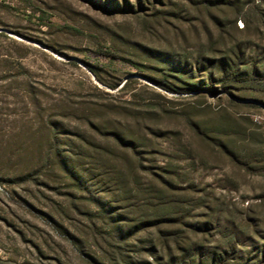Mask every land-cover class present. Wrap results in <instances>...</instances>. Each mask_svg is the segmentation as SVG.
I'll list each match as a JSON object with an SVG mask.
<instances>
[{"label":"rangeland","instance_id":"374dc122","mask_svg":"<svg viewBox=\"0 0 264 264\" xmlns=\"http://www.w3.org/2000/svg\"><path fill=\"white\" fill-rule=\"evenodd\" d=\"M0 264H264V0H0Z\"/></svg>","mask_w":264,"mask_h":264}]
</instances>
